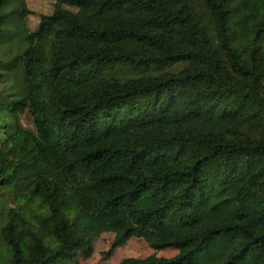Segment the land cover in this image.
Listing matches in <instances>:
<instances>
[{
	"label": "trees",
	"instance_id": "trees-1",
	"mask_svg": "<svg viewBox=\"0 0 264 264\" xmlns=\"http://www.w3.org/2000/svg\"><path fill=\"white\" fill-rule=\"evenodd\" d=\"M39 17L0 89V264H78L108 231L176 250L119 264H264V0Z\"/></svg>",
	"mask_w": 264,
	"mask_h": 264
},
{
	"label": "rangeland",
	"instance_id": "rangeland-1",
	"mask_svg": "<svg viewBox=\"0 0 264 264\" xmlns=\"http://www.w3.org/2000/svg\"><path fill=\"white\" fill-rule=\"evenodd\" d=\"M54 0H5L0 8V13L4 15L0 32V60L5 64L12 65L11 79L7 85L0 84V89L4 94L12 93V85L20 80V54L25 48L24 37L27 33L34 31L39 23V16L50 14L53 9ZM65 9L76 11L72 5H63ZM15 64V66L13 65ZM16 82V83H17ZM20 123L28 129H33L32 120L27 113L19 117ZM0 132L1 141L4 139ZM114 238L113 232H104L94 240V249L90 257H78V264H119L123 258H144L155 254L156 256L170 258L176 254L173 248L154 250L142 239L132 237L123 246L107 254L111 242Z\"/></svg>",
	"mask_w": 264,
	"mask_h": 264
}]
</instances>
